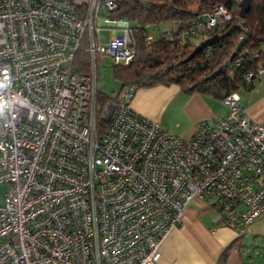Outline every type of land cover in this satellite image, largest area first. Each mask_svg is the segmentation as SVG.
I'll return each instance as SVG.
<instances>
[{
	"label": "built area",
	"instance_id": "obj_1",
	"mask_svg": "<svg viewBox=\"0 0 264 264\" xmlns=\"http://www.w3.org/2000/svg\"><path fill=\"white\" fill-rule=\"evenodd\" d=\"M117 5L0 0V264H154L195 197L232 229L264 214V123L238 92L188 139L132 109L134 84L98 111V62L135 54L129 22L103 14ZM205 17L210 27L230 13ZM99 23L120 30L103 42Z\"/></svg>",
	"mask_w": 264,
	"mask_h": 264
},
{
	"label": "trees",
	"instance_id": "obj_2",
	"mask_svg": "<svg viewBox=\"0 0 264 264\" xmlns=\"http://www.w3.org/2000/svg\"><path fill=\"white\" fill-rule=\"evenodd\" d=\"M116 1V10L107 15L129 22L135 47L129 64L113 65L121 89L129 84L136 89L177 84L184 93L199 92L222 100L240 89H252L257 71L264 68V0H250L243 16L239 15L241 0ZM219 5L229 11L230 18L220 17L208 27L205 13ZM166 21L175 22L177 28L149 39L147 26ZM191 26L193 31L186 34ZM213 35L218 36L216 43L189 57L198 43ZM242 37L245 40L237 47ZM88 66V53L82 47L76 68L86 72ZM247 72L253 73L250 80L245 79ZM110 98L98 91V111Z\"/></svg>",
	"mask_w": 264,
	"mask_h": 264
},
{
	"label": "crops",
	"instance_id": "obj_3",
	"mask_svg": "<svg viewBox=\"0 0 264 264\" xmlns=\"http://www.w3.org/2000/svg\"><path fill=\"white\" fill-rule=\"evenodd\" d=\"M165 23L168 25H164L162 30L158 27V30H151V33L148 25L146 29L149 39L177 28L173 21ZM99 25L101 28H111L102 35L100 32L103 31L99 30L97 38L103 42L107 41L112 29L120 30V26L115 24ZM238 94L245 115L254 122L264 123V68L253 88L239 90ZM130 105L137 113L186 139L192 136L202 121L217 120L228 111L221 100L199 92L184 93L177 84L138 88ZM214 208L209 205V201L200 197L191 200L180 224L162 240L154 264H256L254 255L245 251L248 246L242 239L243 235L225 226L219 211ZM262 215L253 222L262 221ZM224 251L226 254L223 259Z\"/></svg>",
	"mask_w": 264,
	"mask_h": 264
},
{
	"label": "rangeland",
	"instance_id": "obj_4",
	"mask_svg": "<svg viewBox=\"0 0 264 264\" xmlns=\"http://www.w3.org/2000/svg\"><path fill=\"white\" fill-rule=\"evenodd\" d=\"M74 1L76 3H81L86 0H74ZM103 14L107 15L106 12H103ZM164 25H168V24L165 22L151 24L148 31H150L151 33L152 32L151 30H158V27L161 28L162 30ZM100 30L103 31L102 33L100 32V34L102 35V34H106L109 30H111V28H101ZM121 88L122 87L120 85V82L114 76V66L112 64V60L110 57L105 56L103 60L102 61L100 60L97 64V89L102 94H106L109 97H111L110 99H112V98H116L119 95V93L122 90ZM242 90L243 89H240V91ZM7 189H8L7 184L4 183L0 184V200L2 199ZM212 203L213 200H210L209 205L213 206ZM236 231L238 232L239 235H243L242 239L247 243L246 245L248 247L245 248L246 253L251 252L254 255L256 259V264H264V215H262V221L251 222L249 225L245 227L237 228Z\"/></svg>",
	"mask_w": 264,
	"mask_h": 264
},
{
	"label": "water",
	"instance_id": "obj_5",
	"mask_svg": "<svg viewBox=\"0 0 264 264\" xmlns=\"http://www.w3.org/2000/svg\"><path fill=\"white\" fill-rule=\"evenodd\" d=\"M249 1L250 0H241L239 3L240 9H239V15L243 16L245 11L247 10L248 6H249ZM218 40V36L217 35H213L211 37L206 38L205 40L201 41L200 43H198L195 48L193 49L192 53L189 55V57L193 56L195 53H197L198 51H200L201 49H203L204 47L210 46L214 43H216ZM245 40V37H242L240 39V41L237 44V47H239L242 42Z\"/></svg>",
	"mask_w": 264,
	"mask_h": 264
}]
</instances>
